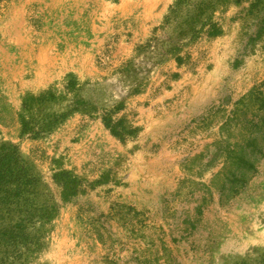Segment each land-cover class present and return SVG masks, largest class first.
Segmentation results:
<instances>
[{
	"label": "rangeland",
	"instance_id": "rangeland-1",
	"mask_svg": "<svg viewBox=\"0 0 264 264\" xmlns=\"http://www.w3.org/2000/svg\"><path fill=\"white\" fill-rule=\"evenodd\" d=\"M1 163L0 264H264V0H2Z\"/></svg>",
	"mask_w": 264,
	"mask_h": 264
},
{
	"label": "bare ground",
	"instance_id": "bare-ground-1",
	"mask_svg": "<svg viewBox=\"0 0 264 264\" xmlns=\"http://www.w3.org/2000/svg\"><path fill=\"white\" fill-rule=\"evenodd\" d=\"M25 55V54H24ZM26 57L28 58V59H30V58H32V59H34V58H38L39 60H43V59H48L47 57H46V55H45V50H42V51H40L39 53H37V52H35L34 51V49H28V51H27V54H26ZM70 57V54H68V53H66V54H64V55H61V56H57V59L60 61V62H64L66 59H68ZM72 57H74V55L72 56ZM66 62V61H65ZM52 63V62H51ZM39 64V63H38ZM42 64V63H41ZM53 64V63H52ZM51 64V65H52ZM35 66V65H34ZM48 66V65H47ZM41 67V66H40ZM32 68V67H31ZM49 68V67H48ZM42 70H43V68H42ZM41 70V71H42ZM46 70V69H45ZM15 71V70H14ZM13 72V71H12ZM14 75V74H13ZM34 75V74H33ZM40 72H38V73H36L35 74V76H37V78H39L40 76ZM43 76L42 77H44L45 75L44 74H42ZM42 79V78H41ZM11 81V80H10ZM255 234V233H254ZM261 235L264 237V230L262 231V233H261ZM242 240V239H241ZM251 241V240H250ZM251 244V243H250Z\"/></svg>",
	"mask_w": 264,
	"mask_h": 264
},
{
	"label": "trees",
	"instance_id": "trees-1",
	"mask_svg": "<svg viewBox=\"0 0 264 264\" xmlns=\"http://www.w3.org/2000/svg\"><path fill=\"white\" fill-rule=\"evenodd\" d=\"M1 1H2V0H0V4H1ZM0 165H3V164L1 163Z\"/></svg>",
	"mask_w": 264,
	"mask_h": 264
}]
</instances>
